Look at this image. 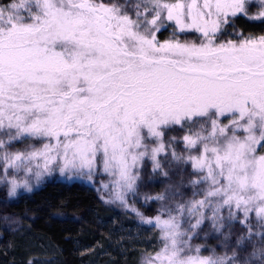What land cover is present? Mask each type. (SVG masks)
Here are the masks:
<instances>
[{"label":"snow or ice","instance_id":"snow-or-ice-1","mask_svg":"<svg viewBox=\"0 0 264 264\" xmlns=\"http://www.w3.org/2000/svg\"><path fill=\"white\" fill-rule=\"evenodd\" d=\"M130 7L131 13L103 0L0 6V131H6L0 168L7 176L31 173L32 162L44 171L57 164L61 173L91 177L102 166L113 198L127 206L148 158L152 172L165 179L161 193L145 197L159 202L157 215L145 222L163 241L146 264H241L235 250L214 259L201 256L199 246L193 254L190 242L206 220L223 234L237 219L249 240L255 235L264 242V231L253 233L249 223L252 213L264 221V156L256 155L264 148V36L215 43L229 16L264 19V0H135ZM165 20L180 32L195 30L205 42L160 43L156 34ZM173 125L187 130L184 155L176 151V137L165 144ZM26 140L42 147L8 151L12 141ZM187 164L196 176L188 181L189 200ZM9 183L10 196L19 187L31 191L27 181Z\"/></svg>","mask_w":264,"mask_h":264},{"label":"trees","instance_id":"trees-1","mask_svg":"<svg viewBox=\"0 0 264 264\" xmlns=\"http://www.w3.org/2000/svg\"><path fill=\"white\" fill-rule=\"evenodd\" d=\"M10 2L0 0V6ZM103 2L126 5V10L131 13L130 6L135 0ZM250 8V14L254 15L257 9L252 7L254 11L251 12ZM228 21L216 34V44L242 37L264 36V19H252L242 13L228 17ZM174 32L175 29L171 27L161 30L156 35L157 40L160 43L166 40H179L180 43L193 45L203 43L201 37L193 32L178 35ZM186 131L179 125H173L166 130L165 144L176 137L173 141L176 151L181 155L186 154L182 139ZM1 132L0 139H6L4 131ZM153 142L147 141L149 145ZM41 146L36 140L12 141L8 151H30ZM171 152L172 148L169 147V159ZM158 159L167 166L164 153ZM182 167L185 182L183 191L187 194L184 199L189 200L192 198V188L188 181L196 176L190 175V164ZM139 170L141 175L137 181V191L126 195L125 206L113 198L112 178L101 167L93 171L91 177L85 174L80 180L70 182L62 179L58 171L50 170L31 191L17 190L14 196L9 195V182L12 179L18 182V178L22 181L23 171L17 177L14 172L5 176L0 168V264H146L150 255L160 251L163 241L160 230L145 222L157 215L159 202L146 200L145 197L161 193L164 190L161 181L165 178L152 172V161L148 158ZM103 185L109 188L105 189ZM223 214L227 216V211L224 210ZM249 223L253 233L264 231V222L254 216H250ZM231 225V228L225 227L221 234L206 220L190 242L193 254L197 246L200 247L201 256L214 259L232 257L235 250V259L241 264L244 261H248V264H264V242L260 237L253 235L249 240L248 229L241 225L239 219L232 221ZM188 227L185 223L182 231ZM225 235H228L227 241L224 240ZM240 237L245 239L238 246L236 242ZM254 252L256 255H253Z\"/></svg>","mask_w":264,"mask_h":264},{"label":"rangeland","instance_id":"rangeland-1","mask_svg":"<svg viewBox=\"0 0 264 264\" xmlns=\"http://www.w3.org/2000/svg\"><path fill=\"white\" fill-rule=\"evenodd\" d=\"M250 11H251V12L254 11L252 7L250 8ZM240 14H242V13H240ZM229 17H231V16H229ZM169 27H171L172 29H173V28L175 29V32H174V33H175L176 35H178V34H184V33H188V32H193L194 34L199 35V36L201 37V39L203 40V42H205V41H204V38L202 37V35H201L200 33L196 32L195 30H190V31L180 32V31L176 28V25H175L174 22H169V21H167V20L164 21V26L161 27L160 31H161V30H164V29H166V28H169ZM156 35H157V34H156ZM166 41H169V40H166ZM166 41H164V42H166ZM164 42H163V43H164ZM200 44H201V43H200ZM200 44L197 43L196 46H199ZM221 120H222V122H223L224 124H228V123H229V118H228V117H222ZM209 123H210V122H209ZM0 132H1V131H0ZM1 133H2V132H1ZM3 134H6V131H4ZM146 134H147V133H146V130H145V135H146ZM4 138H5V137H2L1 139H4ZM146 142H147V141H146ZM149 142H151V141H149ZM154 143H155V142H153L151 145H149V149H151V147L154 146ZM41 147H42V146H41ZM256 155H257L258 157H259V156H264V148L259 149V150L257 151ZM35 163H36V162H32V164L30 165L31 168H32V172H31V173H27V174H26V172H25L24 169H20L19 171H15V172H14V175L17 177V176L20 175L21 171H23L24 178L22 179V181H19V178H18V182H17L18 184H23L25 181H27L31 189H32V188H35V187L38 185V183H40V182L43 181L44 175L47 174L50 170H56V171H58V172L61 174V178H62V179H67L68 182H70V181H78V180H80V178H82L83 175L87 174L86 171H85L84 173H80L79 171H76V170H65L63 173H61L60 166L57 165V164H52V165H50V170H49V171H44L42 165H41V167H40L39 169H37L36 166H35ZM101 168H102V166H101ZM36 171H40V172H41V176H40L39 180L36 179V176H35V172H36ZM102 171H103V170H102ZM79 173H80V174H79ZM111 184H112V182H111ZM111 186H112V185H111ZM17 190H24V191H27V190H25L23 187H19V188H17ZM251 216H254L255 218H257V217L255 216L254 213H252ZM257 220H258V219H257ZM260 222H264V221H260ZM150 225L154 226V224H150Z\"/></svg>","mask_w":264,"mask_h":264}]
</instances>
